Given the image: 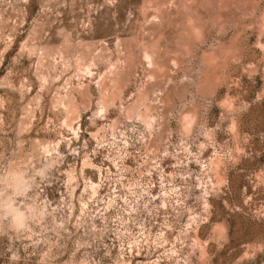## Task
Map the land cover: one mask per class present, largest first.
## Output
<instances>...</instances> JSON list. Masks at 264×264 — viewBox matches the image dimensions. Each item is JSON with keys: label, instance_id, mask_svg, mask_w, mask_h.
Returning <instances> with one entry per match:
<instances>
[{"label": "rangeland", "instance_id": "1", "mask_svg": "<svg viewBox=\"0 0 264 264\" xmlns=\"http://www.w3.org/2000/svg\"><path fill=\"white\" fill-rule=\"evenodd\" d=\"M0 264H264V0H0Z\"/></svg>", "mask_w": 264, "mask_h": 264}]
</instances>
